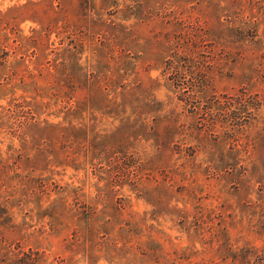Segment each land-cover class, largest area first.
<instances>
[{
	"label": "rangeland",
	"instance_id": "rangeland-1",
	"mask_svg": "<svg viewBox=\"0 0 264 264\" xmlns=\"http://www.w3.org/2000/svg\"><path fill=\"white\" fill-rule=\"evenodd\" d=\"M0 264H264V0H0Z\"/></svg>",
	"mask_w": 264,
	"mask_h": 264
}]
</instances>
